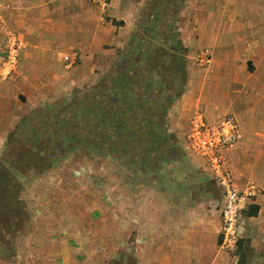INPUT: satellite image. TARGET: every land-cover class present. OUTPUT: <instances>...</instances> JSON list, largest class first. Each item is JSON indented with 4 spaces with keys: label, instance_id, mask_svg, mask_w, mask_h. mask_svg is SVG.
<instances>
[{
    "label": "rangeland",
    "instance_id": "rangeland-1",
    "mask_svg": "<svg viewBox=\"0 0 264 264\" xmlns=\"http://www.w3.org/2000/svg\"><path fill=\"white\" fill-rule=\"evenodd\" d=\"M241 1L221 4V0H209L208 8L230 13V24L236 19L247 23V30L236 28L245 43L264 44V0ZM183 2L161 0L155 11L148 10L135 43L112 67L92 65L77 71L83 61L67 66L64 58L72 54L69 52L52 69L54 76L67 81L64 89H48L44 100H38L36 87L31 91L20 84L34 95L30 100L33 109L9 135L5 128L11 126L12 112L18 110L15 96L22 89L3 82L0 264H143L144 260L148 264L145 253L154 241L162 263L172 250L177 255L175 264H185L189 255L195 257V264H214L210 256L220 264L224 260L264 264V62L248 67V74L243 65L250 52L230 50L225 54L211 47L219 41L232 46L238 35L220 37L206 26L201 34L191 36L195 45L184 48L177 23ZM205 13L192 16L204 22ZM103 57L97 52L91 64L100 63ZM205 57L211 61L209 65L201 62ZM122 69L125 72L119 79H124L127 99L144 103L136 111L132 128H145V119L155 117L152 109L168 103L163 126L173 136L179 151L176 156L160 157L153 149L146 154L148 164L143 165L130 158L84 150L72 129L62 131V123L70 117L67 109L75 101L101 99V89L108 90ZM40 73L34 72L35 78ZM8 113L11 115H1ZM197 113L210 125L235 124L241 138L223 153L226 168L241 190L248 184L259 189L243 211L244 232L234 253L220 249V193L209 177L207 161L189 149L188 136ZM254 202L259 204L258 215L250 217L248 210ZM168 261L166 264H174Z\"/></svg>",
    "mask_w": 264,
    "mask_h": 264
},
{
    "label": "crops",
    "instance_id": "crops-1",
    "mask_svg": "<svg viewBox=\"0 0 264 264\" xmlns=\"http://www.w3.org/2000/svg\"><path fill=\"white\" fill-rule=\"evenodd\" d=\"M183 1L179 16L181 20L177 23L181 26L180 43L184 48L188 49L195 45V39L191 36L201 34L203 26H206L210 32L215 31V35L220 37L231 33L238 35L239 38L232 46L219 41L211 47L214 52L224 51L225 54L230 50L250 52L247 55V63L243 65V69L248 74L251 73L248 67L258 66L264 62V44H247L240 37L242 29L247 30V23L238 21L235 14L234 26L228 23L227 20L232 17L230 13H226L225 10L209 11L208 7H211L209 0ZM217 1L220 2V0ZM227 1L221 0V4ZM103 2V0H0V101L5 97L3 82L6 80V84H23L31 91L33 87H36V90L40 92L38 100H44V94L48 89L57 87L59 91L61 88L64 89L67 81L54 76L52 69L60 64V57L69 52L78 53L79 63L83 61L77 71L92 65L110 68L115 65L113 61L120 62L127 49L135 43L141 20L145 18L148 10L155 11L161 0H106L105 4ZM194 9L197 10L195 14L192 13ZM202 12H208L205 13V19L208 21L200 22L197 17L194 18ZM102 16L110 19L109 22L104 21ZM99 18L102 20L100 24ZM238 27L241 28L239 33L236 30ZM15 42L17 45L14 47ZM106 47L110 50L106 51ZM97 52L104 57L100 59V63L91 64ZM38 71L41 72L40 77L35 78L34 72ZM69 82L70 85H74V81ZM19 87L22 91H18L15 96L18 110L16 113L12 112L11 126L5 128L7 131L5 135H9L17 122L33 109L30 100L34 95L23 86ZM24 99L27 101H22ZM3 136L0 135L1 140L4 139ZM209 177L213 180L211 172ZM238 182H236L237 185L235 184L236 188L241 190ZM247 203L248 200L244 201L241 207L245 208ZM252 206L259 207V204L254 202ZM216 227L218 231L219 225ZM218 240L217 233L215 244ZM197 243L200 242L197 241ZM159 254L154 241L153 245L149 246L147 254L145 253L148 264H166L165 260H169L168 263H172V260L174 264L176 263V254L172 253V250L167 251L163 263L158 261ZM185 258L187 259L185 264H195L194 256L189 255ZM209 261L220 264L211 256ZM143 264H147L146 260ZM223 264H229V262L224 260Z\"/></svg>",
    "mask_w": 264,
    "mask_h": 264
},
{
    "label": "trees",
    "instance_id": "trees-1",
    "mask_svg": "<svg viewBox=\"0 0 264 264\" xmlns=\"http://www.w3.org/2000/svg\"><path fill=\"white\" fill-rule=\"evenodd\" d=\"M123 72H125L124 69L112 78L111 87L108 90H104L106 87L101 89L103 91L101 99L89 98L85 103L81 100L75 101L67 109L70 117L68 115L69 119L62 123V131L72 129L76 133L75 139L79 142L78 146L84 150L130 158L135 160L134 163L140 162L143 165L148 164L146 154L151 153L153 149L160 157L169 153L176 156L179 151L173 144V136L168 135L163 126L164 119L167 117L168 103L152 109L155 117L145 119L143 122L145 128L142 126L139 129L132 128V123L136 122V116H138L136 111L138 112L143 102L127 99L128 96L125 95L127 92L122 87L124 79H119ZM103 84H107V81L104 80ZM147 105L150 106V102H147ZM66 116L67 114L63 118L66 119ZM136 132L140 133V137L134 135ZM12 137L11 134L9 140ZM258 211V206H250L248 216L256 217Z\"/></svg>",
    "mask_w": 264,
    "mask_h": 264
},
{
    "label": "built area",
    "instance_id": "built-area-1",
    "mask_svg": "<svg viewBox=\"0 0 264 264\" xmlns=\"http://www.w3.org/2000/svg\"><path fill=\"white\" fill-rule=\"evenodd\" d=\"M103 1L105 4L106 0ZM16 45L17 42L13 43L14 47ZM79 61L78 53L64 58L65 64L69 67L77 65ZM201 62L209 65L211 61L205 57ZM240 138V132L232 121L210 125L199 113L192 121L191 133L188 136L190 151L206 159L209 171L220 192L217 204L222 220L220 249L227 254L236 252L244 232L242 215L245 208L241 207L242 203L259 194V189L254 184H248L243 190H238L226 168L223 153L234 148Z\"/></svg>",
    "mask_w": 264,
    "mask_h": 264
}]
</instances>
